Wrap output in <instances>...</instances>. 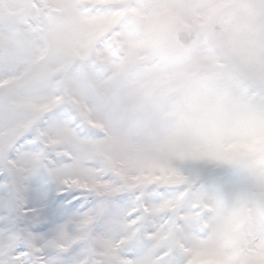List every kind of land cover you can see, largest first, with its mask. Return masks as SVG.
I'll list each match as a JSON object with an SVG mask.
<instances>
[{
    "label": "snow or ice",
    "instance_id": "1",
    "mask_svg": "<svg viewBox=\"0 0 264 264\" xmlns=\"http://www.w3.org/2000/svg\"><path fill=\"white\" fill-rule=\"evenodd\" d=\"M0 264H264V0H0Z\"/></svg>",
    "mask_w": 264,
    "mask_h": 264
},
{
    "label": "flooded vegetation",
    "instance_id": "2",
    "mask_svg": "<svg viewBox=\"0 0 264 264\" xmlns=\"http://www.w3.org/2000/svg\"><path fill=\"white\" fill-rule=\"evenodd\" d=\"M229 23L237 26L243 24V31L240 34V39H247V41H249L252 32H256L258 35V22L250 13H244L242 10L237 9L235 16L229 21Z\"/></svg>",
    "mask_w": 264,
    "mask_h": 264
},
{
    "label": "rangeland",
    "instance_id": "3",
    "mask_svg": "<svg viewBox=\"0 0 264 264\" xmlns=\"http://www.w3.org/2000/svg\"><path fill=\"white\" fill-rule=\"evenodd\" d=\"M232 2H237V0H232ZM241 40L243 44L245 45L246 49L249 51V53L255 52L257 42H258V35L256 32H252V35L249 37V41H247V39L245 40L241 39Z\"/></svg>",
    "mask_w": 264,
    "mask_h": 264
},
{
    "label": "water",
    "instance_id": "4",
    "mask_svg": "<svg viewBox=\"0 0 264 264\" xmlns=\"http://www.w3.org/2000/svg\"><path fill=\"white\" fill-rule=\"evenodd\" d=\"M235 14V9L231 10V12L228 15V20H230Z\"/></svg>",
    "mask_w": 264,
    "mask_h": 264
}]
</instances>
